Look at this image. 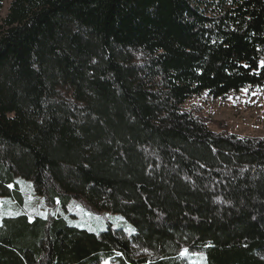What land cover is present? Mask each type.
<instances>
[{
	"label": "trees",
	"instance_id": "16d2710c",
	"mask_svg": "<svg viewBox=\"0 0 264 264\" xmlns=\"http://www.w3.org/2000/svg\"><path fill=\"white\" fill-rule=\"evenodd\" d=\"M6 1L0 199L22 178L134 231L4 218L0 264H264V138L185 108L264 87V0Z\"/></svg>",
	"mask_w": 264,
	"mask_h": 264
},
{
	"label": "rangeland",
	"instance_id": "374dc122",
	"mask_svg": "<svg viewBox=\"0 0 264 264\" xmlns=\"http://www.w3.org/2000/svg\"><path fill=\"white\" fill-rule=\"evenodd\" d=\"M10 8L9 1L4 3L0 15V25L7 17ZM185 108L195 110L198 116L206 120L211 131L220 133L221 124L225 122L231 133L242 138H264V87L258 89L246 88L239 93H232L226 98L214 99L207 93L193 98L185 104ZM25 198L21 206L11 199H0V225L4 218H12L27 214L31 217L48 218L50 215H61L67 218L73 227L89 230L100 234L106 231L109 221L117 230H122L128 236L133 234L132 229L118 215L87 211L81 202L73 201L66 209L61 205L51 207L43 198L35 194L34 184L31 181L17 178ZM107 220V221H106ZM195 255L183 257L182 264H206L205 254L202 251H193ZM114 264L112 259H103L100 264Z\"/></svg>",
	"mask_w": 264,
	"mask_h": 264
},
{
	"label": "snow or ice",
	"instance_id": "6c2138e0",
	"mask_svg": "<svg viewBox=\"0 0 264 264\" xmlns=\"http://www.w3.org/2000/svg\"><path fill=\"white\" fill-rule=\"evenodd\" d=\"M262 63H264V62H262ZM10 187H11V186H10ZM132 231H134V229H133ZM181 255H182L183 257H188L189 255H195V253H189V250H188V249H184V250L182 251ZM105 264H108V261H105Z\"/></svg>",
	"mask_w": 264,
	"mask_h": 264
}]
</instances>
